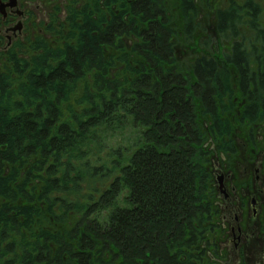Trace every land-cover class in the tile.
<instances>
[{
	"label": "trees",
	"instance_id": "16d2710c",
	"mask_svg": "<svg viewBox=\"0 0 264 264\" xmlns=\"http://www.w3.org/2000/svg\"><path fill=\"white\" fill-rule=\"evenodd\" d=\"M165 1L132 0L145 25L140 69L130 80L110 75L115 62L104 53L133 31L117 12L103 28L86 23L77 44L56 54L57 64L51 52L33 64L14 57L24 78L17 92L11 76L0 74V264L205 263L217 212L198 110L218 127L231 73L207 54L193 63L196 81L189 82L176 64ZM244 6L260 11L252 0ZM244 6L218 11L222 35L240 37ZM183 9L194 11L193 0H183ZM251 22L259 46L236 41L224 61L239 74L250 102L245 115L255 120L264 112V26ZM89 74L79 111L62 112ZM104 151L110 166L93 167L89 157ZM111 173L109 185L81 193L83 183ZM71 213L81 217L68 225Z\"/></svg>",
	"mask_w": 264,
	"mask_h": 264
},
{
	"label": "rangeland",
	"instance_id": "374dc122",
	"mask_svg": "<svg viewBox=\"0 0 264 264\" xmlns=\"http://www.w3.org/2000/svg\"><path fill=\"white\" fill-rule=\"evenodd\" d=\"M231 1L237 6H244L249 0H193L195 9L188 13V16L183 9V0L165 1L171 20L170 29L171 32L173 31L171 43L176 64L185 75L190 76L189 82L196 81L193 75V63L198 57L207 54L220 59V63L226 65L231 73L230 93L218 101L220 119L218 127L212 115L204 112L202 105L198 110V120L205 132L203 149L209 154L206 167L211 176L209 185L211 189L214 188L215 181L217 182L218 170L225 169L232 175L231 184L243 186L244 178L239 173L246 166L255 164L252 156L258 157L259 161L264 163V112H260L255 120L245 115L246 106L250 102L239 90V74L235 67L228 66L224 61V57L231 53L236 41L245 40L248 50H251L252 44L259 46L251 21L256 20L261 28L264 26V0H252L260 8L259 13L256 14L254 9L244 6L241 13L243 19L239 27L241 35L238 39L222 35L217 27L218 11L230 8ZM19 3L26 12L23 33L0 35V74L7 73L11 76L8 78V82L12 83L11 90L17 92L19 83L24 79L14 72L16 66L14 57L24 58L33 64L36 57L51 52L49 62L57 64L60 59L56 54H61L67 45L77 44L80 33L85 31L81 28L88 27L86 23L92 28L94 26L103 28L108 25L113 12L121 14L126 22L133 23L134 26H132L133 31L123 35L115 45L104 46L106 57L115 62L110 75L112 77L121 75L122 80H130L140 69L138 63L142 57L139 44L142 42V37L139 35V30L145 23L141 14L134 15L130 10L132 0H19ZM254 66L256 68L257 64ZM92 75L89 74L87 80L77 84L71 101L63 103L62 112L68 114L70 106L79 111L80 106L76 102L82 97V91L87 83L93 82ZM1 92L2 90L0 97ZM18 98L19 94L16 93L14 100ZM6 104L5 101L4 105ZM129 136L128 133L127 137ZM108 147L118 146L112 142ZM108 151L89 157L91 165L98 167L101 162L107 161L110 166ZM23 175L22 171L21 178ZM106 178L102 180L103 177L98 176L95 181L89 180L83 183L81 193H95L94 190H88L89 186L101 190L112 182L114 174L111 173V176ZM213 204L216 205V202ZM80 217L81 215L71 213L68 225L74 224ZM214 221L217 224L220 220L215 217ZM215 233L219 232L208 233V238L204 242L203 248L207 255L205 262L213 251L210 246Z\"/></svg>",
	"mask_w": 264,
	"mask_h": 264
},
{
	"label": "flooded vegetation",
	"instance_id": "af4514ba",
	"mask_svg": "<svg viewBox=\"0 0 264 264\" xmlns=\"http://www.w3.org/2000/svg\"><path fill=\"white\" fill-rule=\"evenodd\" d=\"M25 18L19 0H0V35L23 33ZM252 158L255 164L239 173L243 186L231 184L232 175L225 169L216 172L211 198L219 233L204 264H264V163Z\"/></svg>",
	"mask_w": 264,
	"mask_h": 264
}]
</instances>
